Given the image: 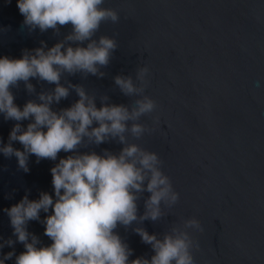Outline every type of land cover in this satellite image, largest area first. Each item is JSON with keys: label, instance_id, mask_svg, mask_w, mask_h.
<instances>
[{"label": "water", "instance_id": "water-1", "mask_svg": "<svg viewBox=\"0 0 264 264\" xmlns=\"http://www.w3.org/2000/svg\"><path fill=\"white\" fill-rule=\"evenodd\" d=\"M101 6L119 16L116 22L102 21L91 38L116 41L108 64L99 66L104 75L63 72L60 83L82 86L98 108L102 103L131 108L143 95L153 99L154 109L135 121L146 131L140 137L126 132V140L158 155L159 167L178 196L174 209L162 204L164 215L157 221L117 226L114 231L133 249L129 259L154 254L133 231L143 227L161 239L173 232L186 235L198 245L192 252L194 264H264V0H104ZM23 19L16 0H0V56L20 58L23 51L41 47V41L45 50L61 41L87 46V40H65L72 31L70 23L58 25L59 31L41 32L30 30ZM143 66L148 72L141 82L136 72ZM117 75L143 84V93H122L114 82ZM28 82L31 92L24 81L10 86L21 108L29 100L39 103L40 93L55 88V83L39 78ZM78 99L69 88V95L51 108L59 112ZM29 122L19 121L23 127ZM15 123L0 114V141L8 143ZM12 145L23 150L18 141ZM123 146L118 139L97 145L85 138L75 151L118 153ZM71 153L61 150L55 161L39 162L30 154L28 172L18 167L14 155L0 153V238L15 240L4 209L25 194L29 199H38L41 191L54 195L50 169ZM149 195L140 194L138 215ZM40 215L43 219L47 214ZM190 223L202 231L186 232ZM27 229L42 245L51 243L41 222L29 221ZM13 247L16 254L24 251L16 242L0 254ZM5 264H15V258Z\"/></svg>", "mask_w": 264, "mask_h": 264}, {"label": "clouds", "instance_id": "clouds-1", "mask_svg": "<svg viewBox=\"0 0 264 264\" xmlns=\"http://www.w3.org/2000/svg\"><path fill=\"white\" fill-rule=\"evenodd\" d=\"M103 3L104 0H16L23 23L30 30L59 31L58 25L70 23L72 31L65 40L88 43L86 47H72L61 41L45 50L41 41V47L23 51L20 58L0 56V114L5 120L17 121L9 132L8 143L0 141V153L5 157L14 155L18 167L28 172L30 154H35L37 162L41 158L55 161L61 150H72L50 169L54 195L41 191L38 199H29L25 194L4 209L15 240L0 238V250L20 242L24 251L16 254L13 247L0 254V264L13 257L15 264H194L192 252L198 245L186 235L173 232L161 239L156 233L135 227L133 231L151 246L154 254L130 260L133 249L114 231L118 225L127 227L133 221H157L164 215L162 204L169 210L178 204L169 177L159 167L158 155L127 143L125 136L130 132L140 137L146 131L135 121L154 109V100L143 95L131 108L106 103L98 108L95 98L82 86L65 87L60 83L63 72L104 75L99 66L108 64L116 41L108 36L91 38L102 21L116 22L119 16L115 10L102 7ZM147 72L146 66L138 68L136 80L143 82ZM30 77L55 83V88L40 93L39 103L29 100L21 108L14 103L10 86L24 81L31 92ZM114 82L127 96H139L144 91L143 84L138 86L131 76L117 75ZM69 88L75 89L79 99L70 107L54 111L51 105L66 98ZM22 120L31 122L23 127L19 123ZM94 123L97 126L92 127ZM85 138L97 145L118 139L124 146L118 153L107 149L103 154L76 152ZM12 141L20 142L23 150L13 147ZM144 192L150 195L144 200L143 213L138 215L137 200ZM41 212L47 214L43 219ZM31 220L44 225L50 244L42 245L39 237L28 231ZM201 231L196 223L186 226V232Z\"/></svg>", "mask_w": 264, "mask_h": 264}]
</instances>
